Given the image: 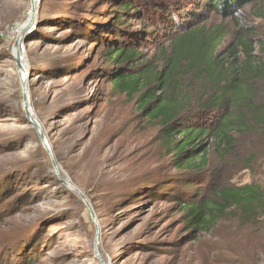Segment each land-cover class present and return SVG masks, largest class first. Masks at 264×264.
Instances as JSON below:
<instances>
[{
	"label": "rangeland",
	"instance_id": "374dc122",
	"mask_svg": "<svg viewBox=\"0 0 264 264\" xmlns=\"http://www.w3.org/2000/svg\"><path fill=\"white\" fill-rule=\"evenodd\" d=\"M206 2L174 0L149 18L137 6L124 32L113 0H41L20 69L15 45L32 2L0 0V264H264V206L251 219L227 210L198 231L181 212L185 199H213L219 189L254 186L264 196V134H233L229 155L213 147L204 172L176 168L160 128L139 120L105 61V43L123 35L141 36L150 54L173 22L219 23ZM249 12L241 20L264 46V20ZM256 54L264 59L259 46ZM24 73L39 127L26 116ZM256 94L264 101V85Z\"/></svg>",
	"mask_w": 264,
	"mask_h": 264
},
{
	"label": "trees",
	"instance_id": "16d2710c",
	"mask_svg": "<svg viewBox=\"0 0 264 264\" xmlns=\"http://www.w3.org/2000/svg\"><path fill=\"white\" fill-rule=\"evenodd\" d=\"M173 1L113 0L117 4L114 13L119 15L116 27L128 32L123 22L132 12L138 13L137 6L143 7L146 11L141 12L149 18L153 9L168 14ZM206 3L209 13L221 17L219 23L173 22L172 28L162 31V43L153 41L150 54L139 48L141 36L137 34L134 39L126 33L123 41L105 43L112 87L136 102L139 120L160 128L174 166L197 172L209 168L213 147L220 155H229L233 134H264V101L256 94L264 85V59L256 50L259 46L263 51L264 46L252 38L255 29L241 20L247 11H251L249 18L264 20V0ZM191 13L196 21L204 18L200 7ZM155 21L161 22L156 17ZM230 36L235 42L224 49ZM263 206L260 189L246 186L219 189L213 199H185L181 212L198 231L215 224L227 210L236 209L251 219Z\"/></svg>",
	"mask_w": 264,
	"mask_h": 264
},
{
	"label": "water",
	"instance_id": "95a60500",
	"mask_svg": "<svg viewBox=\"0 0 264 264\" xmlns=\"http://www.w3.org/2000/svg\"><path fill=\"white\" fill-rule=\"evenodd\" d=\"M32 2V13H31V17H30V21L28 23V25L26 27L23 28V30L21 31V33H19V36L17 38V41H16V45H15V53H16V61H17V64H18V67L21 69L23 68L24 66L21 64V61L22 59L20 58V47H21V43L24 41H26V37L28 36V32L29 30L31 29V27L34 25V23L36 22V11H35V4L34 2L31 0ZM26 74L24 73V75L22 76V86H23V96H24V101H25V112H26V116L27 118L29 119V121L35 126V127H39V124L33 120V114H31L30 112V108H28V102H27V85H26ZM41 136V140L42 142L44 143L45 147L47 148L48 152L50 153V149L48 147V145H46V142H45V139L43 138L42 135ZM68 187H70L74 192H76L80 198L83 200V202L87 205L89 211H90V214H91V217L92 219L94 220V216H93V212H92V209H91V206L89 205L87 199L85 198V196L80 192L78 191L76 188H73L71 187L70 185H67Z\"/></svg>",
	"mask_w": 264,
	"mask_h": 264
},
{
	"label": "bare ground",
	"instance_id": "6f19581e",
	"mask_svg": "<svg viewBox=\"0 0 264 264\" xmlns=\"http://www.w3.org/2000/svg\"><path fill=\"white\" fill-rule=\"evenodd\" d=\"M35 11H36V14H37V7H35ZM21 51V50H20ZM23 53V52H22ZM20 58L22 59V61H21V64L25 67L26 65H27V61H26V57H25V55L24 54H21V52H20ZM30 112H31V114H33V112L30 110ZM34 115V114H33ZM33 120H35L36 122H37V120H36V117L35 116H33ZM38 123V122H37Z\"/></svg>",
	"mask_w": 264,
	"mask_h": 264
},
{
	"label": "built area",
	"instance_id": "2783aa9c",
	"mask_svg": "<svg viewBox=\"0 0 264 264\" xmlns=\"http://www.w3.org/2000/svg\"><path fill=\"white\" fill-rule=\"evenodd\" d=\"M32 1L34 2L35 6H37L41 2V0H32Z\"/></svg>",
	"mask_w": 264,
	"mask_h": 264
}]
</instances>
